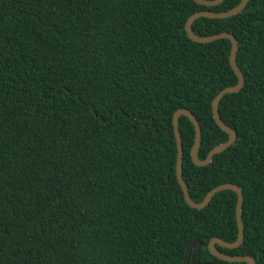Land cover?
<instances>
[{
	"label": "trees",
	"instance_id": "obj_1",
	"mask_svg": "<svg viewBox=\"0 0 264 264\" xmlns=\"http://www.w3.org/2000/svg\"><path fill=\"white\" fill-rule=\"evenodd\" d=\"M240 3L0 0V264H184L192 241L199 263L247 264L210 253L213 238H238V196L186 203L173 125L193 113L201 160L229 140L212 105L238 84L232 43L194 42L185 26ZM193 31L235 36L245 85L220 102L237 140L208 166L193 163L196 130L179 119L183 178L196 203L242 189L244 243L217 248L264 264V0Z\"/></svg>",
	"mask_w": 264,
	"mask_h": 264
},
{
	"label": "water",
	"instance_id": "obj_2",
	"mask_svg": "<svg viewBox=\"0 0 264 264\" xmlns=\"http://www.w3.org/2000/svg\"><path fill=\"white\" fill-rule=\"evenodd\" d=\"M201 6L205 7H216L220 4H222L226 0H194ZM250 0H241V3L235 7L234 9L224 12V13H216V12H211V11H201L193 14L189 20L186 23L185 26V31L189 37L194 42L201 43V44H208V43H213L218 40H229L232 43V50H231V55H230V64L235 72L237 78H238V84L234 87L226 88L223 91H221L216 98L213 101V116L214 119L217 123V125L229 135V140L221 144L217 147H215L207 156L205 160H201L199 158V151L201 147V140H202V129L197 121L196 117L193 115L192 112L189 110L181 109L178 110L173 118V125H174V135L177 141V151H178V160H177V179L178 182L182 188V191L184 193V198L186 203L193 209L196 210H203L206 208L213 198L220 192L222 191H233L237 194L238 196V202H237V209H236V218H237V224H238V238L234 243H229L225 242L219 238H213L210 243H209V251L210 253L218 258L219 260L229 262V263H247V264H256L255 260L249 256H230L227 255L223 252H221L217 246H220L222 248L226 249H237L240 246L243 245L244 243V224L242 220V214H243V203H244V196H243V191L242 189L234 184H223L220 185L216 188H214L211 192L208 193V195L205 197V199L201 203H196L193 201L191 198L190 191L184 181L183 178V164H184V149H183V142L181 138V133L179 130V119L182 116H186L189 118V120L193 123L195 130H196V136H195V143L191 151V158L193 163L196 166L199 167H206L209 164L212 163L214 156L226 151L228 148L233 146L237 140V133L229 128L221 119L220 112H219V105L221 100L224 98V96L228 94H235L239 93L245 85V78L240 70V68L237 65V55L239 51V42L235 38L233 34L223 32L217 35L213 36H206V37H201L198 36L194 33L193 31V24L200 18H209V19H227L234 17L236 15L241 14L245 8L248 6ZM201 247V243L198 241H192L189 243L187 247V252L184 260V264H190V261L192 264H204V263H199L196 260V255L199 252V249Z\"/></svg>",
	"mask_w": 264,
	"mask_h": 264
}]
</instances>
